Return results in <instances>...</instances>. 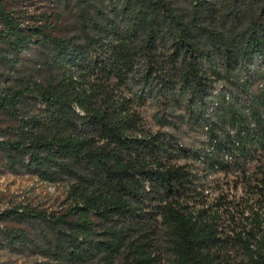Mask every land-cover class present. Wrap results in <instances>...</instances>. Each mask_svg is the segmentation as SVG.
<instances>
[{"label":"trees","instance_id":"1","mask_svg":"<svg viewBox=\"0 0 264 264\" xmlns=\"http://www.w3.org/2000/svg\"><path fill=\"white\" fill-rule=\"evenodd\" d=\"M219 2L223 9L211 0H101L97 18L83 9L78 32L62 35L59 12L18 14L0 0V61L9 67L0 166L63 190L56 209L13 200L0 209V251L31 250L43 264H264V162L249 173L239 158L250 141L264 147V86L250 102L260 133L236 149L239 197L215 194L204 170L179 162L190 152L140 110L152 104L157 123L177 125L183 103L205 123L215 83H240L241 73L246 84L264 81V0ZM25 60L42 74L15 73ZM228 106L226 119L239 122ZM213 146L208 167L231 171L220 157H234V143Z\"/></svg>","mask_w":264,"mask_h":264},{"label":"rangeland","instance_id":"2","mask_svg":"<svg viewBox=\"0 0 264 264\" xmlns=\"http://www.w3.org/2000/svg\"><path fill=\"white\" fill-rule=\"evenodd\" d=\"M2 1L7 4L8 9L15 10L18 14L38 16L44 12H59L58 14L61 17L59 33L62 35H73L78 32L77 29L80 25L83 9L93 11V16L97 18L95 9L104 5L103 3H99L101 0H87L85 2L74 0L69 6H60L56 2H51V0ZM211 1L217 4L216 7L223 9V2H219V0ZM94 4L97 5L94 6ZM254 67L257 66L255 65ZM16 68L15 73H28L34 69L38 75L42 74V72L36 70V66L34 67L30 60L22 61V64H19ZM8 70L9 67L0 61V79L2 78L1 74H7ZM239 78L240 83H236L230 77H224L213 85V95L208 99V104L203 110L204 115L209 118L205 123L192 117L183 103L175 111L176 114H183L185 116L181 122H177V125L175 123L174 125L170 123H165L164 125L157 123L155 114H157L158 109L152 104H144L140 107L143 117L152 130H161L169 134L180 147L190 152L191 157L187 160L179 159L180 163L189 162L204 170L206 180L211 182V186L213 185L215 194H217L218 189L224 188L230 194L235 193L237 197L243 194L244 188L242 187V182H239L236 188L232 182H235L239 175L240 167L239 163L238 166H233L234 158L240 154V150L246 145L245 140L248 138V134L251 135L252 132H259L260 127L254 119L250 102L261 94L264 86V81L258 76L250 77L247 84L244 83V80L243 82L241 81L244 78V73H241ZM242 84H245L243 88L240 87ZM228 105H233L239 110L238 112L242 116L239 122L231 123V120L226 119L225 115H227ZM160 111L163 115L169 112V110ZM260 113L264 118V107H261ZM238 132L243 137L241 145L240 140L236 139ZM230 140L234 143V157L231 153L222 152L223 159L221 157L220 159L225 165L233 166L231 171L221 166L214 169L209 168L206 160L211 158V153H214V155L219 154L215 151L213 145L218 142L222 143V141L229 142ZM252 140H256V138L254 137ZM236 141L239 142L236 143ZM239 146L240 149L237 154L236 149ZM247 148L249 152H243L246 157L240 156L239 158L243 162V167L249 173H252L256 171L259 164L264 162V147L256 144L255 141H250ZM213 181L217 183L213 184ZM11 200L15 202H29L41 208L51 210L58 208L60 202L63 200V190L57 184L39 181L32 174L23 171H11L8 168L0 166V209L7 206ZM43 262L42 257L36 255L31 250L12 251L5 249L0 251V264H43Z\"/></svg>","mask_w":264,"mask_h":264}]
</instances>
